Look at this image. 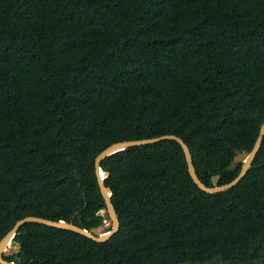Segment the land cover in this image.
<instances>
[{
  "label": "trees",
  "instance_id": "1",
  "mask_svg": "<svg viewBox=\"0 0 264 264\" xmlns=\"http://www.w3.org/2000/svg\"><path fill=\"white\" fill-rule=\"evenodd\" d=\"M263 123L264 0H0V242L27 217L104 227L95 159L112 144L177 136L199 179L222 186ZM102 169L120 220L110 240L30 223L4 259L264 264V138L217 194L173 140Z\"/></svg>",
  "mask_w": 264,
  "mask_h": 264
},
{
  "label": "water",
  "instance_id": "2",
  "mask_svg": "<svg viewBox=\"0 0 264 264\" xmlns=\"http://www.w3.org/2000/svg\"><path fill=\"white\" fill-rule=\"evenodd\" d=\"M264 138V123L261 126L259 136L257 138V141L254 145L253 150L250 153H244L240 154L236 157L235 163L236 164H242V169L240 174L229 184L226 185H219L220 177L214 176L212 179L213 187L206 186L198 177L196 169L193 164V158L190 152V149L188 145L182 140L181 138L174 136V135H165L158 138H152V139H144V140H136V141H124V142H118L115 144H112L108 148H106L104 151H102L95 159V170H96V176L98 180V185L100 187L101 194L104 198V201L107 206L106 213L109 216V228L110 230L102 232V228H95L92 230H87L84 228H81L75 224H73L71 221H51L48 219L40 218V217H27L17 222L15 227L10 231L0 242V264H17L15 262H9L4 259V257H10L14 255V253H18L20 251V246H15L16 252H12V245L14 244V238L16 237L19 229L24 226L25 224H40L52 228L57 229H63L75 232L77 234H80L84 237H87L95 242L102 243L110 240L120 229V220L118 217V213L114 207V204L112 203V191L110 188H108L105 185V179L108 177V174L105 173L102 169V162L107 157H110L116 153H119L121 151L128 150L133 147H140V146H148V145H154L163 141L167 140H173L176 141L181 148L183 149L187 166H188V172L190 174V177L194 181V183L201 189L202 191L209 193V194H217L220 192H226L230 189L235 188L248 174L250 169L252 168L256 157L261 149L262 143ZM103 212H100L99 215H103Z\"/></svg>",
  "mask_w": 264,
  "mask_h": 264
},
{
  "label": "rangeland",
  "instance_id": "3",
  "mask_svg": "<svg viewBox=\"0 0 264 264\" xmlns=\"http://www.w3.org/2000/svg\"><path fill=\"white\" fill-rule=\"evenodd\" d=\"M109 229V221H106L105 222V225L104 227L102 228V232H105ZM12 252H16V248H15V245L12 246V249H11Z\"/></svg>",
  "mask_w": 264,
  "mask_h": 264
},
{
  "label": "bare ground",
  "instance_id": "4",
  "mask_svg": "<svg viewBox=\"0 0 264 264\" xmlns=\"http://www.w3.org/2000/svg\"><path fill=\"white\" fill-rule=\"evenodd\" d=\"M13 246V245H12Z\"/></svg>",
  "mask_w": 264,
  "mask_h": 264
}]
</instances>
